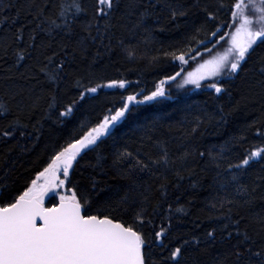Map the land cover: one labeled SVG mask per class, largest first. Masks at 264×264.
Wrapping results in <instances>:
<instances>
[{"label": "trees", "instance_id": "trees-1", "mask_svg": "<svg viewBox=\"0 0 264 264\" xmlns=\"http://www.w3.org/2000/svg\"><path fill=\"white\" fill-rule=\"evenodd\" d=\"M235 2L115 0L97 21V0H78L83 11L71 22L74 9L60 15L71 0H0V104L7 108L0 114V205L22 195L109 109L128 95L143 99L180 72L164 85L166 97L135 105L111 135L82 152L66 186L87 199L84 214L135 225L146 240L145 264H176L169 259L176 247L179 264H264V161L226 171L264 148V42L235 74L201 88L175 84L229 33ZM173 10L185 15L173 19ZM168 53H187L188 62ZM57 64L63 70L53 81ZM119 80L125 88L100 87L81 99L85 89ZM213 82L220 93L207 86ZM135 159L149 169H133ZM57 201L51 196L45 204ZM162 228L161 243L155 233Z\"/></svg>", "mask_w": 264, "mask_h": 264}, {"label": "snow or ice", "instance_id": "snow-or-ice-1", "mask_svg": "<svg viewBox=\"0 0 264 264\" xmlns=\"http://www.w3.org/2000/svg\"><path fill=\"white\" fill-rule=\"evenodd\" d=\"M114 2L115 0H97V21L101 17L106 19L111 14ZM233 7L234 10L231 13L233 22H238V26L231 34V47L223 54L204 61L195 72L187 73L183 82L178 83L177 87L193 85L195 88H201L204 86L202 81L237 73L253 46L258 41L264 42V0H236ZM71 9H74L71 11V22H75L83 11L78 0H71L69 8L62 11L60 15H66ZM171 15L175 19L177 15L182 16L185 13L173 10ZM52 23L59 27L55 21ZM224 38V36L220 37L221 40ZM126 55L129 59L134 58L131 51L126 52ZM167 55H171L174 60L183 64L188 62L185 59L187 53H168ZM19 59L22 60L24 57L21 55ZM49 62L51 63V58ZM54 68L50 77L53 81L58 78L63 65L57 64ZM180 75L181 73L177 72L167 80L160 81L156 89L150 95H145L143 99H138L137 95H128L121 107L109 109L108 114L99 124L59 151L48 166L32 180L31 186L13 203L0 206V264H145L146 240L135 225L126 226L125 223L114 221L109 216L82 214L88 201L85 197L78 198L74 191L71 196L61 195L60 203L55 207H44V198L50 192L55 193L57 189L64 186L74 162L82 152L92 149L102 137L111 135L113 130L125 120L126 114L134 110L135 105L166 97L164 85L169 81H175ZM207 86L213 88L216 93L222 91L216 82ZM100 87L125 88L126 82L111 81L103 86L87 88L81 94V99L88 93H96ZM71 111L69 106L61 115H67ZM6 112L7 108L0 104V114ZM9 134L4 133V135ZM121 156L131 158L132 153L125 152ZM161 160L167 165L166 152ZM161 160H153L151 163L158 164ZM256 160L264 161V148L250 151L238 164L229 165L226 171L231 172L232 168L249 167ZM131 167L145 171L149 169V164L141 159H135ZM235 180L236 176L232 175L231 181ZM163 187L164 185H161V188ZM221 187L223 188L224 185ZM38 220L42 221L39 225ZM136 220L139 224L144 223L141 213L136 214ZM165 233L166 229L163 228L155 233L157 240L161 243ZM208 236L214 237L213 232H209ZM180 255L181 248L176 247L171 251L169 259L179 264ZM256 255L259 256L260 253Z\"/></svg>", "mask_w": 264, "mask_h": 264}, {"label": "rangeland", "instance_id": "rangeland-1", "mask_svg": "<svg viewBox=\"0 0 264 264\" xmlns=\"http://www.w3.org/2000/svg\"><path fill=\"white\" fill-rule=\"evenodd\" d=\"M249 15H251V13H249ZM237 26H238V22L237 23H234L233 22V26H232L231 30L229 31V33L225 36V38L223 40L219 39L211 47H209L210 51L204 52V54L202 55V57L198 60L197 64L192 69H190L187 72H185L180 77V79L175 82V84L177 85L178 83H182L184 77L187 76V73H189V72H195L196 69L199 67V65L202 64V63H204V61L210 60L213 57L217 56L218 54H223L229 47H231V34L235 32V29H236ZM231 59H232V57L230 56L229 60L231 61ZM215 78H219V77H215ZM108 83H106V84H108ZM186 86H193V85H185L184 87H186ZM66 181H65L64 186L61 187V188H59V189H57L55 193H51L50 192L47 196H45L44 202H45V200L47 198H49L51 196H55L58 200H60V196L61 195H63V196H71L72 191L67 188Z\"/></svg>", "mask_w": 264, "mask_h": 264}, {"label": "water", "instance_id": "water-1", "mask_svg": "<svg viewBox=\"0 0 264 264\" xmlns=\"http://www.w3.org/2000/svg\"><path fill=\"white\" fill-rule=\"evenodd\" d=\"M212 38H213V37H212ZM211 40H212V39H210L209 42H210ZM207 42H208V41L204 42L203 44H205V43H207ZM173 76H174V75H173ZM165 80H167V78H166ZM169 82H171V81H169ZM169 82H168V83H169ZM84 134H85V133H84ZM84 134H83V135H84ZM83 135H82V136H83ZM82 136H81V137H82ZM81 137H80V138H81ZM38 175H39V174H38ZM38 175H37V176H38ZM14 201H15V200H14ZM14 201H13V202H14ZM13 202H11V203H13ZM11 203H9V204H11ZM59 203H60V200H58L56 204H53V205L48 206V205H46L45 202H44V207H55V206H58ZM7 205H8V204H7ZM7 205H0V206H7ZM82 214H84V213H83V210H82ZM85 215H87V214H85ZM97 216H99V215H97ZM100 217H103V216H100ZM110 218H111V217H110ZM112 219H113V218H112ZM113 220H114V221L121 222L120 220H117V219H113ZM41 223H42V221H39V220L37 221V224H38V225L41 224ZM122 223H123V222H122ZM126 226H127V225H126Z\"/></svg>", "mask_w": 264, "mask_h": 264}, {"label": "flooded vegetation", "instance_id": "flooded-vegetation-1", "mask_svg": "<svg viewBox=\"0 0 264 264\" xmlns=\"http://www.w3.org/2000/svg\"><path fill=\"white\" fill-rule=\"evenodd\" d=\"M61 178H63V177H61ZM39 183H43V181H39ZM46 201V200H45Z\"/></svg>", "mask_w": 264, "mask_h": 264}]
</instances>
